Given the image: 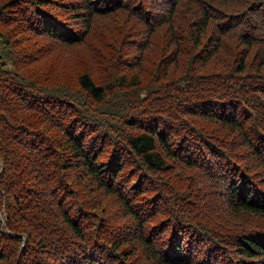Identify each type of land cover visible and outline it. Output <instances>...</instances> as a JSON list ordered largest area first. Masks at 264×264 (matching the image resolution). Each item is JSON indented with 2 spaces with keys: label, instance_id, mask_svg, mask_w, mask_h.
Segmentation results:
<instances>
[{
  "label": "trees",
  "instance_id": "1",
  "mask_svg": "<svg viewBox=\"0 0 264 264\" xmlns=\"http://www.w3.org/2000/svg\"><path fill=\"white\" fill-rule=\"evenodd\" d=\"M0 264H264V0H0Z\"/></svg>",
  "mask_w": 264,
  "mask_h": 264
},
{
  "label": "rangeland",
  "instance_id": "2",
  "mask_svg": "<svg viewBox=\"0 0 264 264\" xmlns=\"http://www.w3.org/2000/svg\"><path fill=\"white\" fill-rule=\"evenodd\" d=\"M47 59H50V60H52V58L50 57V56H48L47 57ZM54 61V60H53ZM56 62H58V63H65L66 61L65 60H62V59H58ZM71 62H73V60L71 61ZM208 67V65H205L203 68V70H206V68Z\"/></svg>",
  "mask_w": 264,
  "mask_h": 264
}]
</instances>
